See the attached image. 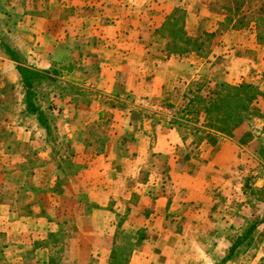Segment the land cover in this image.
Segmentation results:
<instances>
[{
  "label": "crops",
  "instance_id": "crops-1",
  "mask_svg": "<svg viewBox=\"0 0 264 264\" xmlns=\"http://www.w3.org/2000/svg\"><path fill=\"white\" fill-rule=\"evenodd\" d=\"M220 1L230 0H0V22L17 38L5 42L23 65L35 61L27 67L76 92L50 95L52 136L24 128L20 155L0 157V264H110L123 250L125 264L245 263L238 248L221 262L232 243L205 238L227 237L235 222L223 209L236 204L232 189L243 195L248 159L262 164L264 119L228 137L203 114L167 121L134 106L145 98L179 109L180 85L192 89L221 59L222 81L264 94V48ZM173 14L191 38L215 33L205 55L168 53ZM246 251L256 257L245 264L264 263V248Z\"/></svg>",
  "mask_w": 264,
  "mask_h": 264
},
{
  "label": "trees",
  "instance_id": "trees-1",
  "mask_svg": "<svg viewBox=\"0 0 264 264\" xmlns=\"http://www.w3.org/2000/svg\"><path fill=\"white\" fill-rule=\"evenodd\" d=\"M231 1L236 2L237 0ZM257 3L258 7L255 10V14L248 12L250 8L240 1L238 4L242 5L245 10L238 11L237 9L226 8L225 11L228 13L234 12L235 16L240 17L239 24L233 26L234 28L249 29L255 34L257 43L264 48V0H258ZM174 15L176 14H173L165 22V30L171 39V44L167 46L168 53L181 56L195 51L201 55L200 57L205 55L211 41L215 38V33L203 32L195 36V38H191L187 36L181 26L183 24V15L179 14L177 17H174ZM244 15H247L246 18H244ZM2 46L10 59L17 64L15 68L23 91L25 114L33 116L36 119L37 124L45 131L47 138L52 136L47 115L36 103V86L42 82H56V79L47 73L23 65L19 57L12 50L4 44ZM199 78H201L200 83L194 84L195 89L189 91L191 98L188 99L189 101L186 103L183 111H178V118L189 122L197 121L200 115L203 114L205 127L210 132L228 137L232 136L235 129L243 123L251 121L253 118L264 119L258 105L259 99L264 101V94L258 87L247 82H242L239 87H234L222 80H217L213 74L209 77L200 75ZM209 78L212 79L210 80ZM259 150L258 155L264 158V151H262L264 147L260 146ZM257 190L262 191L263 189L257 188ZM263 223L264 215L249 226L243 238L237 239L231 245L229 255L223 258L221 262L225 263L229 261L235 249L244 243L249 247L252 243L253 234ZM120 248L126 247L122 246ZM128 254L125 250L119 253H114L113 251L110 264H125L127 262L125 256Z\"/></svg>",
  "mask_w": 264,
  "mask_h": 264
},
{
  "label": "rangeland",
  "instance_id": "rangeland-1",
  "mask_svg": "<svg viewBox=\"0 0 264 264\" xmlns=\"http://www.w3.org/2000/svg\"><path fill=\"white\" fill-rule=\"evenodd\" d=\"M245 3L246 7H249L250 10L248 12H252L251 14H255V10L258 7V3L256 0H237L235 1H220V5L217 6V10L222 7L226 10V8H231L232 10L237 9L238 11H242L244 7L239 3ZM263 1V0H261ZM245 10V9H244ZM225 15L227 19L237 20L238 24L240 22V17L235 16L234 12L228 13L225 11ZM249 14V13H248ZM247 15H244L246 18ZM2 22H0V157L2 158V163L7 160H14L15 157L20 155L22 151L18 145L17 138L19 132H21L24 128H28L32 130L34 133H40L39 130H35L36 126H38L36 119L33 116L25 114V105L23 101V91L21 88L20 82H18V77L15 75L16 68L15 64L10 60L9 55L5 52L2 44L6 45L9 49L10 47L6 44L9 43L10 46L16 44V39L14 37L15 29L8 30L4 29L2 26ZM21 31V30H20ZM29 31H24V35H28ZM11 35V36H10ZM6 41V42H5ZM30 50H32V46H29ZM11 50V49H10ZM14 50V49H13ZM12 50V51H13ZM14 52V51H13ZM65 53L63 49L60 50V54ZM25 64L29 67L35 66L36 62L25 61ZM225 67V61L222 59L215 68H211L210 72L214 75L217 80L222 79V74ZM203 69H205L203 67ZM206 70V69H205ZM208 73V76L211 75ZM204 75V74H203ZM202 76V75H201ZM207 76L206 74L204 75ZM201 78H198V81L195 82V85L199 82ZM186 82V83H185ZM192 83V89L194 90L195 85ZM185 84L187 81H184V85H180L179 90H181V94L185 92V96L187 101L184 100L183 104L177 111H183L186 103L191 98V93L188 89H185ZM62 92L76 94L73 89H67L62 81L56 79V82H42L41 84L36 86V103L39 106L43 107V110L46 112L49 119L53 120L55 117V112L50 109L51 104V94H62ZM190 93V95H189ZM188 94V95H186ZM167 107V106H166ZM171 108V107H170ZM55 111V110H54ZM178 117V112H177ZM254 129L255 126H260L258 123L253 122ZM39 127V126H38ZM44 135V132H41ZM40 133V134H41ZM57 133V131H56ZM41 134V135H42ZM262 143V142H261ZM264 147V138L263 143ZM262 148V147H261ZM31 149V147H29ZM29 155L32 154L31 150H27ZM264 151V150H262ZM13 156V157H10ZM30 157V156H28ZM246 170H242V182L244 184V188L242 189L243 195L241 196V191L237 189L230 191L232 193V199L235 200V206H225L224 211L226 214L231 216L235 221L231 227H226L224 231L227 234V237L221 236H209L205 238L206 243L210 246L213 244L219 245V248H224L227 242L234 243L237 239L243 238L245 235V231L249 228V226L258 219H261L264 215V158H261V163L257 165L255 161H251L248 159ZM11 167L14 164H10ZM10 167V166H9ZM238 172V170H236ZM257 188H262V191H258ZM229 194V195H230ZM243 207V208H242ZM243 222H242V221ZM229 224V222H226ZM224 227V224L221 225ZM219 243V244H218ZM227 246V245H226ZM246 248H264V228L259 227V229L252 236V243L249 247H247L246 243L241 245L237 252L236 258L243 260V262L247 263L253 261L255 259L256 252H248ZM219 260V259H218ZM264 262V259H263ZM243 263V264H245ZM264 264V263H262Z\"/></svg>",
  "mask_w": 264,
  "mask_h": 264
},
{
  "label": "built area",
  "instance_id": "built-area-1",
  "mask_svg": "<svg viewBox=\"0 0 264 264\" xmlns=\"http://www.w3.org/2000/svg\"><path fill=\"white\" fill-rule=\"evenodd\" d=\"M134 106L141 111H144L149 114L156 116H161L167 121H172L177 118V109L174 107H166L160 103L150 101L145 98L138 99L134 102Z\"/></svg>",
  "mask_w": 264,
  "mask_h": 264
}]
</instances>
